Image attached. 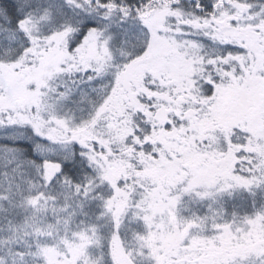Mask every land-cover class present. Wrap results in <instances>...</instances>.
I'll list each match as a JSON object with an SVG mask.
<instances>
[{"label":"snow or ice","instance_id":"obj_1","mask_svg":"<svg viewBox=\"0 0 264 264\" xmlns=\"http://www.w3.org/2000/svg\"><path fill=\"white\" fill-rule=\"evenodd\" d=\"M0 264H264V0H0Z\"/></svg>","mask_w":264,"mask_h":264}]
</instances>
